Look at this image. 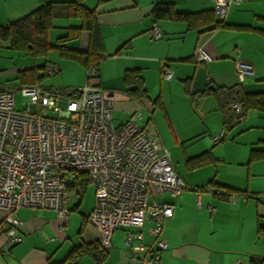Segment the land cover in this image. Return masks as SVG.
Returning <instances> with one entry per match:
<instances>
[{
  "label": "crops",
  "instance_id": "1",
  "mask_svg": "<svg viewBox=\"0 0 264 264\" xmlns=\"http://www.w3.org/2000/svg\"><path fill=\"white\" fill-rule=\"evenodd\" d=\"M55 1L76 0H0V24L6 25ZM79 1L93 10L103 41L98 78L87 80V70L81 62L50 50L48 55H56L45 57L43 64H58L59 78L43 85L44 78L38 85L74 94L86 83H94L120 93L113 110L116 125L134 112H143L140 124L161 139L177 175L189 187L180 197L153 191L152 200L173 205L172 217L163 224L167 248L161 252L160 264H235L237 260L251 264L253 258L264 260V112L249 108L244 121L231 126L222 141L212 140L225 121L217 90L238 83V60L249 61L254 67V75L240 84L242 92H264V0H242L232 5L224 20L226 26L215 30H208L212 24H205L202 18L193 21L192 26L184 20H159V40H154L150 31L155 5L170 3L178 12L199 14L213 10V0ZM80 25L77 18H55L47 39L56 44L70 27ZM64 44L87 49L89 33L83 30L78 38ZM198 47L210 55L200 64L193 61ZM16 54L32 58L7 45L0 46V62L14 56L17 63L25 60ZM36 63L30 61L23 67L39 66ZM164 66L172 69L171 80H163ZM3 67L0 64V69ZM198 67L206 69L214 90L193 91ZM127 70L138 71L146 92L144 98L127 96ZM0 88L12 90L3 84ZM253 151H259L256 159L251 158ZM78 183L81 195L66 203L69 217L64 227L51 209L23 207L14 212L20 240L11 246L6 235L0 233V264H70L73 249L98 241V232L87 221L94 207V202L84 203L88 184L82 190ZM206 186L227 192L219 195L204 190L200 194L202 207L198 208L195 189ZM72 211L78 215H72ZM5 215L0 210V222ZM150 226L147 219L143 234L145 243L152 246ZM126 231L119 227L113 232L112 245L106 248V256L99 264H140L128 262ZM72 264L98 263L83 254Z\"/></svg>",
  "mask_w": 264,
  "mask_h": 264
},
{
  "label": "built area",
  "instance_id": "2",
  "mask_svg": "<svg viewBox=\"0 0 264 264\" xmlns=\"http://www.w3.org/2000/svg\"><path fill=\"white\" fill-rule=\"evenodd\" d=\"M241 1L213 0L216 18L224 21L232 5ZM150 31L154 40L161 39L157 22L152 23ZM209 59L203 47L193 52L197 64ZM235 72L238 83L217 90L225 121L212 138L214 143L222 141L229 128L246 117L240 84L254 75V67L240 59ZM45 73L59 74L60 67L50 63ZM161 74L165 81L173 77L168 66L161 69ZM98 75L97 67L86 71V78L96 79ZM19 90L28 107L25 112L15 109L13 90L0 88V210L6 213L0 233L6 235L7 242L20 240L13 217L19 208L51 209L60 225L66 226V203L79 199V175L84 174L95 190L87 221L98 232L100 246L110 247L113 232L123 227L127 229L124 244L128 262L160 264L161 252L167 248L163 224L172 217L173 205L152 200L153 191L180 197L189 187L177 175L161 139L140 124L143 115L134 112L125 122L114 124L113 110L120 93L94 83H86L74 94L38 84ZM48 111H54L57 117H49ZM204 190L224 193L212 186L196 188L198 208L202 207L200 194ZM147 219L152 246L144 240ZM235 264L249 263L237 260Z\"/></svg>",
  "mask_w": 264,
  "mask_h": 264
},
{
  "label": "trees",
  "instance_id": "3",
  "mask_svg": "<svg viewBox=\"0 0 264 264\" xmlns=\"http://www.w3.org/2000/svg\"><path fill=\"white\" fill-rule=\"evenodd\" d=\"M151 16L153 18L152 22H159V20L162 19L172 18L175 20H184L190 26H192L193 21L202 18L206 20L205 24H212L208 30H215L226 26L225 21L216 18L213 10H207L199 14L178 12L170 3L155 5L151 12ZM55 18H77L81 20V25L79 27H70L64 36L57 39L56 44H50L47 39V31L51 27L52 20ZM83 30L89 33V45L87 49L71 48L64 44L67 40L78 38ZM2 45H7L9 48L33 58H45L50 50H56L61 57H70L78 60L86 67V70L91 67L98 68V62L101 58L100 52L103 50V41L99 33L94 12L85 7L79 0L45 3L31 13L15 21L6 25L0 24V46ZM47 65L48 63H44L43 65H35L22 70L18 74L20 85L39 84V82L47 77L45 73ZM124 75L125 83L130 86L127 91V96L137 99L144 98L146 92L138 71L127 70ZM87 80H89V78H87ZM242 101L245 112L249 108H256L264 112V92L252 94H245L242 92ZM257 154H259V151H253L251 158L256 159L258 156ZM79 181L82 190L84 186L89 183L88 178L84 174L79 175ZM226 192L227 191L224 190L223 194ZM83 254L91 256L99 264L106 256V248L101 247L98 241L78 246L71 251L70 264ZM250 262L251 264H261L264 260L253 258Z\"/></svg>",
  "mask_w": 264,
  "mask_h": 264
},
{
  "label": "rangeland",
  "instance_id": "4",
  "mask_svg": "<svg viewBox=\"0 0 264 264\" xmlns=\"http://www.w3.org/2000/svg\"><path fill=\"white\" fill-rule=\"evenodd\" d=\"M16 55H19V54H16ZM55 55L56 54L51 53L47 56L55 57ZM19 57L21 59H25V60H21V63H20V61H18V63H17L15 56L13 58H4L1 60L0 64H1V66H4V67L0 69V84H3L5 86H9L12 88V90L14 91L15 109L19 112H25V111H27L28 107L25 103V99L22 97V94L19 90L21 85H20V81L18 78V74L22 70L28 68V67H23V66H29L30 61H31V64L34 61H36L37 62L36 64L41 65V64H43L45 58L44 57H37L34 59L33 57L27 58V57H24L22 55H19ZM24 61H26V62L24 63ZM16 64H18V65H16ZM249 77H251V76H249ZM57 78H59V74H56L53 76H47V77H45V81L43 82V85H47L52 80H56ZM137 112H140V111H137ZM140 113L143 114L142 111ZM144 113H146V112H144ZM48 115H49V117L56 118L58 114L51 112V111L50 112L48 111ZM146 115L148 116L147 113H146ZM236 125H238V124H236ZM223 127H224V124L221 126V128H223ZM87 187L88 188H87V192L85 193L84 203L85 204H91L89 202H94V200H95L94 187L91 183H88ZM71 214L72 215H78V213L75 211H72Z\"/></svg>",
  "mask_w": 264,
  "mask_h": 264
},
{
  "label": "water",
  "instance_id": "5",
  "mask_svg": "<svg viewBox=\"0 0 264 264\" xmlns=\"http://www.w3.org/2000/svg\"><path fill=\"white\" fill-rule=\"evenodd\" d=\"M192 88H193V91H201L204 89H211V90L215 89L214 85L209 84L208 75L204 67L197 68ZM15 244L16 242L12 243L11 246Z\"/></svg>",
  "mask_w": 264,
  "mask_h": 264
}]
</instances>
